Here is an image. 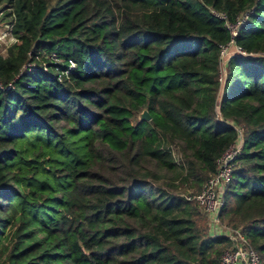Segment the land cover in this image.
Instances as JSON below:
<instances>
[{
	"label": "trees",
	"instance_id": "trees-1",
	"mask_svg": "<svg viewBox=\"0 0 264 264\" xmlns=\"http://www.w3.org/2000/svg\"><path fill=\"white\" fill-rule=\"evenodd\" d=\"M251 8L222 84L211 10ZM5 22L0 264H219L184 194L233 143L218 219L264 264V0H0Z\"/></svg>",
	"mask_w": 264,
	"mask_h": 264
},
{
	"label": "built area",
	"instance_id": "built-area-1",
	"mask_svg": "<svg viewBox=\"0 0 264 264\" xmlns=\"http://www.w3.org/2000/svg\"><path fill=\"white\" fill-rule=\"evenodd\" d=\"M211 13L213 16L224 21L230 33L229 41L220 46V81L223 84L225 81V62L228 57L233 54H240L242 56L249 55V53L236 44L235 37L253 13V9L251 8L240 13L235 17L234 21H230L224 12L212 9ZM5 26L6 32L3 35L8 34V38L15 41L10 31L12 24L8 23ZM10 86L9 84L7 87L9 88ZM239 152L240 144H230L217 159L215 171L204 181L200 191L194 194H184V198L187 201L196 202L200 210L208 214L210 217V228L214 233H224L232 240V245L222 252L219 264H263L260 254L248 244L243 232L240 229H230L220 224L218 219L219 211L223 205V192L225 186L231 180L234 161Z\"/></svg>",
	"mask_w": 264,
	"mask_h": 264
},
{
	"label": "rangeland",
	"instance_id": "rangeland-1",
	"mask_svg": "<svg viewBox=\"0 0 264 264\" xmlns=\"http://www.w3.org/2000/svg\"><path fill=\"white\" fill-rule=\"evenodd\" d=\"M6 24L8 23H3L2 26H0V53L3 54V55H6L7 54V47L13 43L14 40H10V38H8V34L7 35H3V33L6 32ZM4 36V37H3ZM229 90V87H227V92ZM221 94V93H220ZM134 122V120H132ZM178 153V151H177ZM180 155L178 154V159L180 160L181 157H179ZM200 208V207H199ZM201 211V214H203L204 216L207 217V220H208V224L210 225V221H209V216L208 214H206L205 212H203L202 210Z\"/></svg>",
	"mask_w": 264,
	"mask_h": 264
},
{
	"label": "water",
	"instance_id": "water-1",
	"mask_svg": "<svg viewBox=\"0 0 264 264\" xmlns=\"http://www.w3.org/2000/svg\"><path fill=\"white\" fill-rule=\"evenodd\" d=\"M150 118H151V116H150V114H149V112H148V110L145 108V109H143L139 114H138V119L140 120V121H142V120H150Z\"/></svg>",
	"mask_w": 264,
	"mask_h": 264
}]
</instances>
